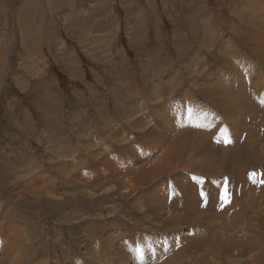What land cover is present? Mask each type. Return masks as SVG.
Listing matches in <instances>:
<instances>
[{"label":"rangeland","instance_id":"1","mask_svg":"<svg viewBox=\"0 0 264 264\" xmlns=\"http://www.w3.org/2000/svg\"><path fill=\"white\" fill-rule=\"evenodd\" d=\"M0 264H264V0H0Z\"/></svg>","mask_w":264,"mask_h":264},{"label":"snow or ice","instance_id":"2","mask_svg":"<svg viewBox=\"0 0 264 264\" xmlns=\"http://www.w3.org/2000/svg\"><path fill=\"white\" fill-rule=\"evenodd\" d=\"M225 142H226V143H229L230 141H228V140L226 139ZM250 175H255V174H250ZM221 199H222V201H224L225 203H227V202L229 201V197L227 196V193H226V192L221 196Z\"/></svg>","mask_w":264,"mask_h":264},{"label":"crops","instance_id":"3","mask_svg":"<svg viewBox=\"0 0 264 264\" xmlns=\"http://www.w3.org/2000/svg\"><path fill=\"white\" fill-rule=\"evenodd\" d=\"M84 171H88V170H83V171H81L80 173L83 174ZM79 260H80V259H79Z\"/></svg>","mask_w":264,"mask_h":264}]
</instances>
